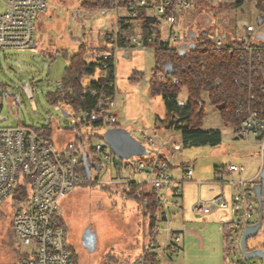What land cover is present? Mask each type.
I'll use <instances>...</instances> for the list:
<instances>
[{
    "label": "rangeland",
    "instance_id": "374dc122",
    "mask_svg": "<svg viewBox=\"0 0 264 264\" xmlns=\"http://www.w3.org/2000/svg\"><path fill=\"white\" fill-rule=\"evenodd\" d=\"M206 1L208 7L205 9L196 8L193 2L188 10L178 16L174 24L176 35H186L189 29L195 33L205 30L212 40L225 36L228 42H232L249 35L246 31L248 25L254 27L251 38L264 32V22L258 24L259 12L253 3L244 2L236 6L235 0ZM79 3L80 0H47L45 10L38 13L34 21L35 46L0 50V83L5 87L0 99V126L47 125L57 147L73 140L77 131L75 124L80 123L81 115L72 116L68 106L49 102L47 93L59 85L58 80L68 64L67 56L77 50L80 41L85 42L88 52L94 55L99 47H112L104 34L113 30L115 20L114 11L86 14L73 19ZM4 9L5 4L0 0V12ZM159 28L162 39H165L167 27L160 23ZM94 57L88 56L87 60L92 61ZM154 67V50L150 47L118 49L115 53L117 124L112 126L125 128L144 145L149 155L156 153L160 143L157 133L164 131L163 127L169 121L161 96L152 97L148 91ZM101 73L97 67L93 78ZM29 85L34 87L32 100L22 91V87ZM18 93L20 104L16 105L10 100V95ZM182 94L184 98L185 90H182ZM201 98L204 102L203 128L219 129L222 139L216 146L183 147L180 144L174 150L175 155L170 160L172 170L168 168L170 174L179 176L178 161L190 160L192 164L199 163L205 178L195 176L193 180L181 183L182 189L192 184L190 196L193 202L185 196L182 208L180 198L176 197L177 205H168L170 225L185 228L186 231L177 253L159 256L161 264H233V255L228 249V231L222 230V225L233 219V186L230 181L239 178L248 180L250 176L256 178L264 164V152L261 154L255 136L247 133L243 137H236L232 125L222 121L218 107L210 102L205 92ZM112 126L89 123L79 126L78 132L85 140L91 136V145L94 146L101 143L98 136ZM142 133L152 137L155 134V144L148 143ZM172 133L170 131L169 136ZM86 145H89L87 141ZM108 154L111 158L104 161L100 170L90 166L87 184L74 188L61 200L66 203L62 204L63 216L71 229L68 238L79 256L78 264H132L145 247L144 207L127 195L124 180L144 182L147 174L144 171L131 172L124 167L123 160L116 158L114 162L111 151ZM100 157L103 159V155ZM117 162L120 164L118 169ZM230 164L244 169L227 173L223 169ZM217 165L220 169L215 172ZM144 187L145 191L151 190L149 183L144 182ZM219 194H223L226 208L215 206L206 214L193 210L198 201L209 202ZM169 201L173 202V199ZM11 204L9 198L0 206V264H21V256L29 250L13 232ZM157 225L160 228L159 242H165L166 223L160 220ZM86 226H90L92 231H100V240L91 253L81 245V235ZM117 228L121 233L115 231ZM247 244L249 248H264V222L257 234L248 238Z\"/></svg>",
    "mask_w": 264,
    "mask_h": 264
},
{
    "label": "built area",
    "instance_id": "2783aa9c",
    "mask_svg": "<svg viewBox=\"0 0 264 264\" xmlns=\"http://www.w3.org/2000/svg\"><path fill=\"white\" fill-rule=\"evenodd\" d=\"M3 3L5 9L0 12V50L22 49L31 46L34 42L35 18L38 13L45 10L47 0H3ZM192 3V0H110L106 6H80L75 9L72 18L77 19L86 14L114 11L113 31L104 34L110 39V34L115 32V25L119 18L135 19L142 11H145L147 16L155 17L159 23H163L167 27L166 38L161 40L176 50L185 51L190 48L189 44L193 40L188 39L187 34L182 36L175 34L174 18L188 10ZM246 31L249 35L245 37V44L241 47V53L238 55L242 62L239 70L255 74L259 72V65L262 64L264 67V37H260L264 32L251 38L254 27L248 25ZM151 43L152 37H144L139 27L136 28L135 34L129 38L127 48L118 47L114 41L112 47L101 55L103 74L109 76L110 73H113L108 66L107 59L112 57L115 64V53L118 49L146 48ZM225 43H228L225 36L213 38L215 46ZM261 74L264 78V72ZM113 75L114 79L108 84L113 86L115 96L99 104L96 111L85 114L88 115L90 122L108 126L116 123V86L115 74L113 73ZM164 76L165 73L162 71L155 73L158 80H162ZM251 85L248 84L249 91H251L249 100L253 103L259 101V98L250 90ZM259 88L261 92L264 91V82ZM33 89L34 87L31 85L22 87L23 93L29 100L34 97ZM4 90L5 87L0 83V99L3 98ZM10 100L19 105V93L10 95ZM183 103L184 98L179 95L178 104L183 105ZM240 106L243 105L240 104ZM238 110L240 111V109ZM78 129L74 133L72 141L57 147L51 136L46 135V125L37 127L21 124L0 126V206L11 198L18 185H25V199L15 207L10 205L13 232L19 241L29 247L26 253L28 257L21 264H71L70 242L67 228L62 222L60 202L74 188L88 183L86 175L78 170V166L83 165L84 157L87 159L89 155L90 166L92 164L102 165L105 160L111 158L108 149L104 147L103 143H100L93 146L98 152L99 162H91L89 146L86 145L87 139L79 136ZM247 133L255 136L262 154L264 152V106L262 109L254 106H249L247 109L239 126L238 134L243 137ZM142 135L148 143L155 144L153 138L155 136L152 137L145 133ZM159 144L163 145L164 143L160 142ZM159 154L156 149V153L151 154L153 161L149 164L138 160L139 156L122 161L124 167L130 169L131 172L141 173L144 171L147 174L144 182L149 183L151 188L158 193L155 198V226L148 233L145 251L132 264H161L159 256L166 254L172 256L177 253L186 231L185 228H174L170 225L171 216L168 205L175 204L169 199L172 200L180 196V184L185 180L192 179L193 166L190 163L184 165L183 178L178 181L174 180L168 172L166 162L159 159ZM100 155H103L104 160ZM170 155L173 156L172 153ZM132 159L136 161L134 162ZM119 166L120 164H117V169ZM243 169L242 166L230 164L223 170L229 173L241 172ZM256 178L248 180L239 178L230 181L233 186V219L227 222V228L228 249L233 255V264H264V257L246 258L240 244L245 226L257 221V219L254 220V217L258 212V205L253 188ZM215 206L227 207L223 194L216 195L209 202L198 201L193 206V210L206 214ZM160 220L166 223V239L161 243L159 242L160 228L157 225V221ZM253 249H261L264 252V248L257 247H251L249 250Z\"/></svg>",
    "mask_w": 264,
    "mask_h": 264
},
{
    "label": "trees",
    "instance_id": "16d2710c",
    "mask_svg": "<svg viewBox=\"0 0 264 264\" xmlns=\"http://www.w3.org/2000/svg\"><path fill=\"white\" fill-rule=\"evenodd\" d=\"M109 2L110 0H80L79 6H106ZM192 2L196 3L198 9L208 7L206 0H192ZM234 2L236 6H241L244 2L253 3L259 12L258 20H261V24L264 22V0H235ZM177 18L178 16H175L174 24ZM159 25L158 19L147 16L145 11H142L135 19L119 18L115 25V32L110 34V39L106 36L105 39L111 43L115 41L120 48H127L129 38L135 34L137 27L141 28L144 37H152V43L149 47L154 50L155 67L149 80L148 91L152 97L160 95L162 98L169 117L165 128L179 136L180 144L183 147L220 144L222 134L219 129L203 128L204 102L201 94L205 92L210 102L218 107L222 121L231 124L236 137H241L238 134L239 126L249 106L259 109L264 106V91L261 92L259 88L264 82L261 74L264 72L262 64L259 65V72L255 74L239 70L242 62L238 55L241 53V47L245 44L246 38L235 39L221 46H215L207 31L201 30L195 33L193 44L188 50L179 51L161 40ZM108 50L109 48L106 46L99 47L95 50L96 55H94V53L88 52L86 43L80 41L77 50L67 56L68 64L58 80L59 85L47 93L49 102L68 106L72 116L81 115L80 123L75 124L76 129L89 123L98 126V123L90 122L88 115L85 114L96 111L99 104L115 96L113 86L108 84L114 79L113 73L115 74L113 58L108 57L107 59L108 66L113 73L107 76L103 74L101 69V55ZM88 56L95 57L92 61H88ZM97 67L102 73L93 78ZM157 71L165 73L162 80L155 77ZM85 79L87 82L84 83ZM249 83L252 84L250 90L258 95L259 101L257 102L252 103L249 100L251 92L248 88ZM182 90H185V99L183 105H179L178 98L182 94ZM46 135L51 136V130L47 125ZM98 138L104 147L110 151L102 135ZM87 143L89 144L88 152L92 157L91 162H99L98 152L91 145V136L87 137ZM137 158L147 164L153 161L151 154ZM115 159L113 157V161ZM159 159L166 162L168 169V159L160 154ZM132 161L135 162L136 160L132 159ZM87 162H90L89 155ZM117 164L119 163L117 162ZM183 167L184 165L182 169ZM78 170L85 174L83 165L80 164ZM214 171L218 172L219 167L215 166ZM126 186L128 188L127 195L135 198L141 205L144 204V214L147 215L148 231L150 232L156 223L154 218L155 198L158 193L152 188L145 191L144 183L130 181L126 183ZM25 197V185L20 184L11 196V206L15 207ZM227 224L222 225V230L227 229L228 231ZM69 253L71 264H78L79 256L72 246L69 247ZM27 257L28 254L26 253L21 256L20 263Z\"/></svg>",
    "mask_w": 264,
    "mask_h": 264
},
{
    "label": "water",
    "instance_id": "95a60500",
    "mask_svg": "<svg viewBox=\"0 0 264 264\" xmlns=\"http://www.w3.org/2000/svg\"><path fill=\"white\" fill-rule=\"evenodd\" d=\"M258 24H261V20H258ZM195 32L192 30L187 31V38L192 40L194 38ZM260 37H264V33L260 35ZM193 43L191 42L189 46ZM69 115V113H67ZM102 138L111 151L112 155L119 159L125 160L131 157L143 156L148 154L144 145L132 136L125 128L122 127H110L106 129ZM83 165L85 170L86 177L90 176V165L87 162V159L84 157ZM94 168L97 170L101 169V165L92 164ZM254 195L256 199V203L258 205V216L257 221L245 226L242 232L241 238V249L243 255L246 258L252 257H264V252L261 249H253L249 250L246 246L247 240L250 237H253L257 234L258 229L261 226V222L264 221V164L257 175L256 183L254 184ZM82 245L88 249L89 252L96 249L98 236L96 231H92L91 227L88 226L85 228L82 236H81Z\"/></svg>",
    "mask_w": 264,
    "mask_h": 264
},
{
    "label": "crops",
    "instance_id": "0c3cea01",
    "mask_svg": "<svg viewBox=\"0 0 264 264\" xmlns=\"http://www.w3.org/2000/svg\"><path fill=\"white\" fill-rule=\"evenodd\" d=\"M33 46H35V40H34V42H33V44L30 46V47H33ZM182 97H183V94H180ZM184 99H185V97H184ZM165 130L164 131H159L158 133H157V136H158V138H159V140H160V142L162 143H164L163 145L161 144H158V146L156 147L157 148V150L159 151V153H160V155H162V156H164V157H166L167 159H168V162H169V170L171 171L172 170V167H173V164L171 163V157H173L174 155H175V152H174V150L177 148V147H179V145H180V139H179V136H177V134L176 133H172L170 136H169V130L168 129H166L165 127H163ZM153 136H156L155 134L153 135ZM173 154V156H171L170 154ZM191 164L192 166H193V175H192V180L195 178V176L196 177H198V178H205V176L203 175V173H202V168H201V166H199V163L198 164H192V161H178V164H179V176H173L172 174H170V176H171V178L172 179H174V180H180V179H182L183 178V172H182V166L183 165H186V164ZM217 166H219V165H217ZM260 172V171H259ZM177 173H178V170H177ZM257 175L258 174H256V177H257ZM253 176H250L249 177V179H251ZM254 178V177H253ZM125 182V184L126 183H128L127 182V180H124ZM132 182H136V181H132ZM182 185L180 184V187H181ZM193 186H192V184H188L186 187H185V189L183 188L182 189V187H181V194H180V196H178L179 198H180V200H181V204H182V208H183V204H184V202H185V196H188L190 199V202H193V200H192V198H191V196H190V191H191V188H192ZM144 189H145V187H144ZM146 190V189H145ZM186 191L188 192V194L186 195ZM70 193V192H69ZM67 199H69V197L67 198ZM173 202L177 205V203H178V200L175 198V199H173ZM64 204H66L65 202H63ZM62 201L60 202V209H61V213H62V221H63V223L65 224V226H66V228H67V233H68V237H69V234H70V230L71 229H69L70 227H68V225H67V223H66V221H65V219H64V216H63V207H62ZM191 203H189V204H187L188 206L190 205ZM143 207H144V204H143ZM144 213H145V210H144ZM175 214V213H174ZM143 215V214H142ZM148 218H147V215H145L144 214V230H143V241H144V243H145V245H146V240H147V237H148V233H149V231H148V220H147ZM86 227H88V226H86ZM85 227V228H86ZM85 230V229H84ZM84 230H83V232H84ZM115 231L116 232H119V233H121V231L117 228V229H115ZM114 231V232H115ZM83 232H82V234H83ZM99 230L98 229H96V233H97V236H98V242H99V240H100V236H99ZM82 236V235H81ZM135 239V238H134ZM98 242H97V244H98ZM163 242V241H162ZM81 245H82V242H81ZM70 246H72L71 244H70ZM83 246V245H82ZM97 247V246H96ZM83 248L88 252V253H91V252H89L88 251V249L87 248H85L84 246H83ZM95 250V249H94ZM93 250V251H94ZM145 251V247L143 246L142 247V252H141V254L143 253ZM135 261V260H134ZM133 261V262H134ZM132 262V263H133Z\"/></svg>",
    "mask_w": 264,
    "mask_h": 264
},
{
    "label": "flooded vegetation",
    "instance_id": "af4514ba",
    "mask_svg": "<svg viewBox=\"0 0 264 264\" xmlns=\"http://www.w3.org/2000/svg\"><path fill=\"white\" fill-rule=\"evenodd\" d=\"M257 216H258V213H257ZM263 222H264V221H262L261 224H262ZM246 246H247V248H249L247 243H246ZM250 248H251V247H250ZM250 248H249V249H250Z\"/></svg>",
    "mask_w": 264,
    "mask_h": 264
}]
</instances>
